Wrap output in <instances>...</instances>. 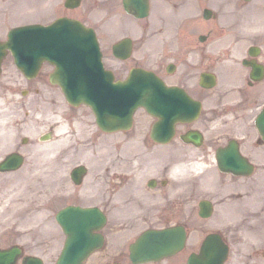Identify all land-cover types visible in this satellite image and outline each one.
<instances>
[{
  "label": "flooded vegetation",
  "instance_id": "1",
  "mask_svg": "<svg viewBox=\"0 0 264 264\" xmlns=\"http://www.w3.org/2000/svg\"><path fill=\"white\" fill-rule=\"evenodd\" d=\"M20 1L0 0L1 10ZM27 1H65V17L93 28L112 82H125L132 69L142 68L158 77L163 95L174 99L169 115L137 107L130 126L111 131L108 145L104 141L96 148L98 174L93 188L85 191L99 199L108 215L101 230L104 245L118 224H184L186 229L189 224H245L247 213L240 215L233 204L254 186L256 178L248 185L245 178L255 177L264 161V141L252 124L264 97V0ZM209 7L215 9L213 22L199 23ZM7 38V29H1L0 134L6 115L17 118L29 96L54 91L52 65L44 61L26 76L14 62ZM212 74L214 85L209 83ZM157 121L161 136L172 132L165 140L153 138ZM13 144L11 149L19 150L20 142ZM220 147L244 156L253 172L245 176L218 170ZM214 170L239 187L216 197ZM201 199L211 200L214 209L223 200L228 207L223 218L200 214ZM103 255L108 261L129 257L123 250Z\"/></svg>",
  "mask_w": 264,
  "mask_h": 264
},
{
  "label": "rangeland",
  "instance_id": "2",
  "mask_svg": "<svg viewBox=\"0 0 264 264\" xmlns=\"http://www.w3.org/2000/svg\"><path fill=\"white\" fill-rule=\"evenodd\" d=\"M56 8L57 6L40 2L16 3L3 12L0 7V20L3 22L0 24V29L7 28L15 21H20V23L51 21L56 17L54 16L57 13ZM7 23L8 26H6ZM40 94L42 93H37V96ZM52 96L53 94L49 99H46L45 95L29 96L28 105L22 106L21 111L24 108L33 107L40 109L43 112L42 115L40 117L38 114L22 116L27 119L23 121L21 118L23 111L17 118L15 116L8 118L9 114H7L0 134L2 152L13 148L14 142L19 143V135L25 133L29 135L28 143L19 144V150L25 155L24 164L16 171L0 172V246L20 243L25 252L40 254L45 259V264H54L62 245L63 234L55 219L58 208L67 201L92 202L95 199L65 192L74 187L68 179L69 168L78 161L86 162L89 165V171L81 185L90 188H92L90 184H94V178L98 174L95 144H93L98 137L93 133V137L87 138V143L92 144L90 149L85 148L87 145H82L81 140L85 139L86 133L92 126L81 122L84 121L82 119L74 118V116L81 117L78 109H86L71 106L63 114L60 111L53 112L52 101L56 102L63 97L58 96L53 100ZM86 112L90 111L86 110ZM55 113L57 115H54ZM50 123L54 126L51 137L47 140H38L37 132L45 128L43 125H50ZM92 124L95 125L93 122ZM66 127L70 131H66ZM79 130L80 132L74 135ZM77 136L81 140L77 138L75 140ZM108 136L107 134L106 137ZM108 141H105V145H108ZM263 168L264 164L255 177H250V179H258L257 190L253 186L252 190L245 191L240 203L233 204L234 209L240 211V215L247 213L245 224H189L186 250L196 247V240H200L207 231L229 230L232 232L230 235L232 247L229 260L225 264H264ZM214 184L217 188L216 182ZM238 187L237 183H229L222 190L230 191ZM219 201L221 204L216 214L212 215V220H221L220 218H223L224 212L228 209L223 200L219 199ZM134 225L135 227L130 228L115 226L117 228L113 231L104 250L94 252L86 264H107L108 256L103 253L106 254L108 250L114 248H126L127 241L133 236H129V233L136 232L138 227L144 224ZM179 257L181 256L177 254L143 264H185ZM123 260L126 264H133L128 257H124Z\"/></svg>",
  "mask_w": 264,
  "mask_h": 264
},
{
  "label": "water",
  "instance_id": "3",
  "mask_svg": "<svg viewBox=\"0 0 264 264\" xmlns=\"http://www.w3.org/2000/svg\"><path fill=\"white\" fill-rule=\"evenodd\" d=\"M61 18L50 26H40L34 27L36 30L50 31L58 29L61 26ZM65 23V20H63ZM64 36V35H63ZM62 36V37H63ZM60 43V42H58ZM64 43V41H61ZM57 46V44H55ZM32 53H26L29 55ZM54 54L59 55L62 60L65 56L63 53L54 49ZM16 60L20 65L24 66L26 63L17 57V53L14 52ZM43 54L35 55L34 57L39 61ZM50 57V56H48ZM53 62L57 65V78L59 84L67 93L68 98L71 101H78L79 99H85L90 102V99L86 97V90L84 86L88 85H71L72 91L75 95L70 93L65 83V74L62 70V65L58 63L57 56L50 57ZM89 88V87H88ZM95 106V105H93ZM96 107V106H95ZM96 109V108H95ZM157 113V111H155ZM159 112V111H158ZM98 122L101 125H110V118H104L103 113H98ZM260 124L264 129V112L261 118ZM232 155V153H230ZM21 156L16 154L9 155L3 162L0 163V169H9L17 166L20 163ZM222 159L221 163L223 167H230L232 169H243L248 167L246 162L229 161ZM81 173V172H78ZM58 219L62 222V226L68 234V238L64 244V247L56 261V264H80L81 259L90 251L93 245L97 242L95 234L90 233L93 228V223L100 221L102 216L96 210L95 207H80V206H67L62 208L58 214ZM144 239L138 243V246L134 249L132 258L134 261H143L149 258H157L162 254L170 253L175 249H178L184 240L183 231L180 227H171L164 230H153L149 229L143 233ZM100 238V237H99ZM20 248L17 246H12L10 248L1 249L0 248V264H15ZM227 252L226 244L220 239V236L216 233L209 234L203 245L201 246L200 254L192 255L189 257V264H221L225 258ZM24 264H43L42 260L37 256L25 255L23 257Z\"/></svg>",
  "mask_w": 264,
  "mask_h": 264
},
{
  "label": "bare ground",
  "instance_id": "4",
  "mask_svg": "<svg viewBox=\"0 0 264 264\" xmlns=\"http://www.w3.org/2000/svg\"><path fill=\"white\" fill-rule=\"evenodd\" d=\"M53 112H58V111H60V112H64L65 111V105H64V103H63V101L62 100H60L59 102H57V103H55L54 105H53ZM46 112H48L47 110H46ZM54 115H57L56 113L54 114ZM59 120V119H58ZM60 122V121H59ZM62 128H60V130H61ZM67 131H70L69 129H67ZM80 131H77V132H75V134L74 135H77L78 133H79ZM78 137V136H77Z\"/></svg>",
  "mask_w": 264,
  "mask_h": 264
}]
</instances>
